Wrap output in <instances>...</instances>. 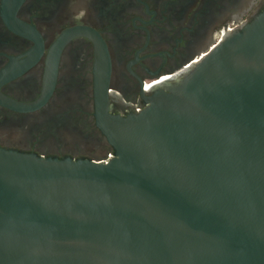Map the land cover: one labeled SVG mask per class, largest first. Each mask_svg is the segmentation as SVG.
Here are the masks:
<instances>
[{
  "label": "water",
  "instance_id": "1",
  "mask_svg": "<svg viewBox=\"0 0 264 264\" xmlns=\"http://www.w3.org/2000/svg\"><path fill=\"white\" fill-rule=\"evenodd\" d=\"M155 88L108 162L0 148V264H264V11Z\"/></svg>",
  "mask_w": 264,
  "mask_h": 264
},
{
  "label": "flooded vegetation",
  "instance_id": "2",
  "mask_svg": "<svg viewBox=\"0 0 264 264\" xmlns=\"http://www.w3.org/2000/svg\"><path fill=\"white\" fill-rule=\"evenodd\" d=\"M263 11L264 0H0V148L112 159L103 110L140 114L156 86L176 89Z\"/></svg>",
  "mask_w": 264,
  "mask_h": 264
},
{
  "label": "clouds",
  "instance_id": "3",
  "mask_svg": "<svg viewBox=\"0 0 264 264\" xmlns=\"http://www.w3.org/2000/svg\"><path fill=\"white\" fill-rule=\"evenodd\" d=\"M86 15V10L81 8L75 15H74V19H76L77 21L83 19V17Z\"/></svg>",
  "mask_w": 264,
  "mask_h": 264
},
{
  "label": "built area",
  "instance_id": "4",
  "mask_svg": "<svg viewBox=\"0 0 264 264\" xmlns=\"http://www.w3.org/2000/svg\"><path fill=\"white\" fill-rule=\"evenodd\" d=\"M113 158V157H112ZM110 160V159H109ZM109 160H105V161H103V162H108Z\"/></svg>",
  "mask_w": 264,
  "mask_h": 264
}]
</instances>
